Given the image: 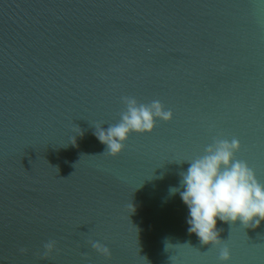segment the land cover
<instances>
[{
	"label": "water",
	"instance_id": "obj_1",
	"mask_svg": "<svg viewBox=\"0 0 264 264\" xmlns=\"http://www.w3.org/2000/svg\"><path fill=\"white\" fill-rule=\"evenodd\" d=\"M124 96L174 116L111 157ZM217 138L264 183V0H0V264H264V221L204 244L169 195Z\"/></svg>",
	"mask_w": 264,
	"mask_h": 264
},
{
	"label": "clouds",
	"instance_id": "obj_2",
	"mask_svg": "<svg viewBox=\"0 0 264 264\" xmlns=\"http://www.w3.org/2000/svg\"><path fill=\"white\" fill-rule=\"evenodd\" d=\"M121 102L125 107L118 123L106 129L104 124H93V135L106 146L105 152L111 157L121 154L133 132L151 133L157 120L168 122L174 116L159 100L145 104L135 97L124 96ZM79 135L83 136L81 129ZM240 147L235 138L214 139L203 155L186 161L189 166L181 173L180 187L168 189L170 196L179 194L188 209V232L204 244L221 241L218 220L229 224L240 221L250 227H257L264 221V183L256 178L246 162L235 158ZM54 247V241L46 243L45 254ZM92 247L105 256L110 255V250L99 242H92ZM220 259L225 262L230 259L227 248L221 250Z\"/></svg>",
	"mask_w": 264,
	"mask_h": 264
}]
</instances>
